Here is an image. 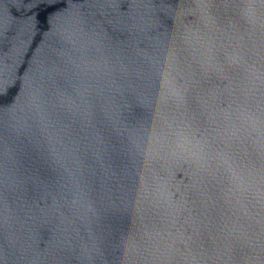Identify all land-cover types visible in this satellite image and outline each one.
<instances>
[{"label": "water", "instance_id": "1", "mask_svg": "<svg viewBox=\"0 0 264 264\" xmlns=\"http://www.w3.org/2000/svg\"><path fill=\"white\" fill-rule=\"evenodd\" d=\"M0 264H264V0H0Z\"/></svg>", "mask_w": 264, "mask_h": 264}]
</instances>
